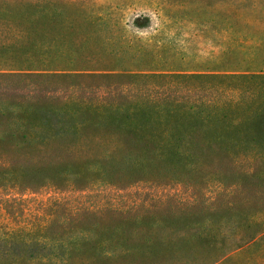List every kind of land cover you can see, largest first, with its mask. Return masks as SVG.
<instances>
[{
  "label": "rangeland",
  "instance_id": "obj_1",
  "mask_svg": "<svg viewBox=\"0 0 264 264\" xmlns=\"http://www.w3.org/2000/svg\"><path fill=\"white\" fill-rule=\"evenodd\" d=\"M242 43H264V0H0V72L32 68L33 74L74 75L43 86L45 91L12 90L1 101L23 102L28 95L26 102L37 96L36 104L51 107L116 102L127 78L113 75L264 74L255 71L264 68V56L249 61L223 54ZM38 44L45 51L41 63L34 62ZM62 58L91 71H58ZM91 138L79 141L96 142ZM216 153L122 159L78 148L60 155L1 154L0 230L24 234L26 226L59 209L53 200L58 195L69 206L98 209L73 226L92 229L98 242L117 229L114 237L136 253L125 264L209 263L226 249L206 243L209 236H232L245 214L264 215L263 164L245 177L246 163L237 170L238 160ZM59 210L57 218L66 220ZM102 244L83 248H114ZM25 249L16 248L22 254ZM253 253L236 250L220 258L233 255L227 264H252ZM16 263L25 264L23 258Z\"/></svg>",
  "mask_w": 264,
  "mask_h": 264
},
{
  "label": "trees",
  "instance_id": "obj_2",
  "mask_svg": "<svg viewBox=\"0 0 264 264\" xmlns=\"http://www.w3.org/2000/svg\"><path fill=\"white\" fill-rule=\"evenodd\" d=\"M30 69L0 72V155L22 156L43 150L60 155L78 148L94 156L122 159L199 157L217 152L238 160L237 170L245 168L246 163L245 177L251 175L255 164L264 166V74L113 75L117 79L127 78L116 102L51 107L36 104L37 96L33 97L35 101L26 102L28 95L23 102H2L1 96L12 90L45 91L43 86L74 76L42 74L38 69L33 74L28 72ZM91 136L87 140L96 142L79 141ZM53 200L66 220L57 218L60 210L56 209L26 226L22 235L14 228L3 227L0 264H17L22 258L25 264H125L127 259L132 258L133 262L136 258L133 250L123 246L122 237H114L118 235L117 229L98 242L89 234L92 229L82 231L73 226L79 217L94 215L98 209L69 206L58 195ZM107 211L120 214L122 210ZM131 224L138 225L139 221L133 220ZM234 228L232 236H209L205 240L210 246L222 243L226 247L206 264H225L233 255L221 262L222 255L244 249L255 250L252 264H264V215L247 213ZM103 242L112 243L114 248L99 251L83 248L100 246ZM24 245L25 254L19 253L16 248ZM81 248L83 251H79Z\"/></svg>",
  "mask_w": 264,
  "mask_h": 264
},
{
  "label": "crops",
  "instance_id": "obj_3",
  "mask_svg": "<svg viewBox=\"0 0 264 264\" xmlns=\"http://www.w3.org/2000/svg\"><path fill=\"white\" fill-rule=\"evenodd\" d=\"M35 49L36 51L33 52V54L38 55L37 59L34 60L35 63H41L42 62V58L40 57L45 51L43 50L42 46L35 45ZM59 51V50H57ZM68 51H64L61 52V54H68ZM56 53V52H54ZM224 55L226 54V56H231V55H243V56H247L248 59L251 61L252 59L254 60L255 57H257V55L259 57H263L264 56V43L261 45H256V44H248V43H242V44H236L231 46L227 52L223 53ZM60 63L62 65V68H57L56 70L58 71H62V72H90L91 69L86 65V64H78L77 66H69L68 61L60 59ZM58 66V65H57ZM37 70V69H36ZM40 70V69H38ZM55 70V69H54ZM255 70V69H254ZM255 71L257 72H261L264 71V68H258Z\"/></svg>",
  "mask_w": 264,
  "mask_h": 264
}]
</instances>
